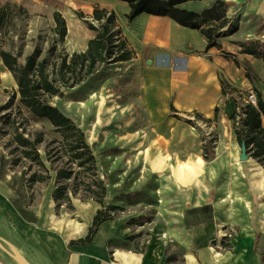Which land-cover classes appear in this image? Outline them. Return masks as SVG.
<instances>
[{
  "label": "crops",
  "instance_id": "1",
  "mask_svg": "<svg viewBox=\"0 0 264 264\" xmlns=\"http://www.w3.org/2000/svg\"><path fill=\"white\" fill-rule=\"evenodd\" d=\"M0 1L25 7L30 0ZM217 1L187 0L177 6L201 12ZM220 1L226 3L225 16L234 28L224 25L217 45L207 48L199 30L167 15L141 12L121 24L115 7L121 6L126 15V2L92 0L91 9L105 8L115 14V30L132 49L127 61L135 71L139 103L152 122L168 114L196 112L213 123L226 120L232 130L227 114L239 92L252 90L264 102V60L239 52L248 39L264 42V0ZM92 37L70 53L84 51ZM219 77L232 92L222 93ZM261 125L264 128V118ZM238 144L234 135L232 152L220 159L214 153L210 160L214 168L203 170L200 182L184 186L178 180L164 200L151 199L156 217L151 219L149 235L141 233L135 215L122 214L101 221L89 241H78L87 234L99 203L92 202L96 205L90 215L83 213L89 201L73 200V210L57 211L53 188L31 201L25 186L0 175V264H262L255 248L253 196L245 185L246 177L251 179L250 163L237 160ZM174 160L185 162L181 155L169 161ZM153 224L162 226L160 235L157 229L152 232ZM176 246L182 249L180 263Z\"/></svg>",
  "mask_w": 264,
  "mask_h": 264
},
{
  "label": "rangeland",
  "instance_id": "2",
  "mask_svg": "<svg viewBox=\"0 0 264 264\" xmlns=\"http://www.w3.org/2000/svg\"><path fill=\"white\" fill-rule=\"evenodd\" d=\"M3 5L5 2H1ZM92 0H30L26 7V13L17 15L16 12L8 14L6 23L0 28V49L11 50L18 55V61L24 62L25 56L33 51L36 46L41 48L40 58L50 59L48 48L53 40L52 27L54 21L52 12L59 10L65 19L67 33L63 43L57 46V51L65 50L68 53L77 50L92 32L85 24V19L92 20ZM77 11H82L86 16L79 18ZM116 20L119 23L127 21L124 9L115 7ZM13 15V16H12ZM17 15V16H16ZM95 24L96 21L92 20ZM223 31L219 30V33ZM67 38L76 44L77 48L70 49ZM125 40V39H124ZM126 41V40H125ZM126 48L132 49L127 45ZM129 60V59H128ZM48 70L50 65L47 66ZM135 71L130 62L112 61L101 64L98 69L88 76L83 82L64 90L62 96H54L51 103L70 116L84 130L86 137L91 132L88 140L95 154L100 157L98 173L107 187L105 198L108 213L111 216L133 214V219L144 235L150 234L151 219H155V209L151 207V199L161 202L172 194V186L178 181L177 167L181 161L171 162L176 170H172L166 163L160 162L152 166V161L158 153H162L185 159V162H195L197 157L203 160L198 168L208 170L210 160L203 155L204 141H211L212 150L219 152H232V142L235 128L227 126L226 120L210 122L205 118H198L194 114H168L159 118L158 123L148 119L139 103ZM17 85L12 74L5 68L0 58V174L9 175L11 182L19 187L25 186V178L21 177V167H10V153L13 143H10V128L3 122L4 114L15 113L17 106L24 114L25 108L20 105L18 96L10 103ZM102 104H99L100 99ZM9 105V106H8ZM100 105L102 119L94 126L95 113ZM232 122V119H231ZM27 130H40L44 137L50 139L54 133L52 127L45 121L30 120ZM205 138V140H204ZM239 145L236 154L240 153ZM251 146L248 147V149ZM148 150V160L144 159V151ZM235 151V150H234ZM250 158V152L247 151ZM237 155V160H239ZM255 159V158H253ZM256 160V159H255ZM247 164L246 160H240ZM257 161V160H256ZM184 163V162H181ZM257 163L264 170V165ZM98 164V162H97ZM161 171V173H160ZM102 174V176L100 175ZM200 173L191 179L186 170L184 186H192L198 183ZM203 174V173H202ZM248 195L253 196L254 218L252 225L258 235L255 239V248L258 250L264 263V228L259 225L260 213L258 205L264 202V189L260 194L252 180L246 177ZM31 201L43 198L45 191L54 189L53 179L48 183L35 184L32 188L26 187ZM264 188V187H263ZM91 198H82L81 194L72 196V201L85 202ZM93 200V199H92ZM71 201V203H72ZM63 204L57 211L73 210ZM153 233L160 235L162 226L153 224ZM142 240L145 236H142ZM176 261L181 262L182 249L175 247Z\"/></svg>",
  "mask_w": 264,
  "mask_h": 264
},
{
  "label": "trees",
  "instance_id": "3",
  "mask_svg": "<svg viewBox=\"0 0 264 264\" xmlns=\"http://www.w3.org/2000/svg\"><path fill=\"white\" fill-rule=\"evenodd\" d=\"M121 1L129 6L127 20H132L141 12L167 15L180 25L199 30L207 39V48L217 45L216 38L224 25L228 24L234 28L225 16L226 3L220 0L201 12L177 6L187 0ZM12 12L17 15L24 14L26 8L10 2L0 4V28L4 27L6 19L12 21V18H8V14ZM76 13L79 18L86 16L82 11ZM52 17L53 40L48 48L50 59L40 58L39 46L25 56L24 62H19L18 55L11 50L0 49L1 61L17 85L10 103L18 96L20 105L27 112L24 114L17 106L15 113L4 114L3 122L10 128V143H13L10 150L13 154L10 157V167H21V177L28 174L25 178L26 187L32 188L35 184L48 183L53 179L52 197L56 210L63 204L71 209L72 196L77 194L100 204L101 207L96 210L87 234L78 240L86 242L91 239L101 221L113 217L108 213L109 207H118L105 205L107 187L99 176L96 155L84 130L50 100L54 96H62L65 89L83 82L101 64L128 60L132 57V52L126 48V41L120 38L119 31L115 30L113 11L94 7L91 17L97 24L92 20H84L93 37L87 41L84 51L71 53L65 50L57 51V46L65 39L67 27L59 10H54ZM239 52L250 53L264 60V42L248 39L240 44ZM219 80L223 94L233 91L224 78L219 77ZM256 96L257 105L247 107L245 128H235V137L239 144L244 142L250 155L264 165V128L261 125V119L264 118V102L259 93ZM236 103L237 97L233 98L232 108L227 114L231 119ZM170 109L174 111L172 105ZM217 111L218 107H215V116ZM193 114L198 118L202 117L199 113ZM30 120L47 122L54 135L46 139L43 131L27 130ZM249 146L251 147L248 149ZM203 156L206 160L214 157L211 141H204ZM170 259L171 257L167 256L166 260ZM261 262L264 264L262 258Z\"/></svg>",
  "mask_w": 264,
  "mask_h": 264
},
{
  "label": "bare ground",
  "instance_id": "4",
  "mask_svg": "<svg viewBox=\"0 0 264 264\" xmlns=\"http://www.w3.org/2000/svg\"><path fill=\"white\" fill-rule=\"evenodd\" d=\"M66 42H67V45H68V47L70 49L77 48L78 47V44H76L70 38H67ZM102 101H103V99L101 98L100 101H99V104L100 105L102 104ZM100 105H99L98 109L96 110L95 119H94V122L92 123L93 126L96 123H99L101 121V119H102L101 112L103 110H102V108H100ZM91 132L92 131L90 130V133L87 136V140H90L91 139V135H92ZM225 152L227 153V151L219 152L218 159L222 158L223 157V154ZM95 155H96V159H97V162H98V165H99L100 157H99L98 154H95ZM148 156H149V152L146 149L144 151V159L145 160H148ZM169 160H170V157L168 155H165V154H162V153H158L156 155V157L153 159L151 165L152 166H156L160 162H162V163L168 162L167 164L169 165V167L172 170H176L177 169L178 180L181 183H186L185 176H184V170H186L187 173L189 174L190 178L193 179V178L196 177V175L198 173H200V169L198 168V165H202L203 164V160L198 157L195 162L189 161V162L180 163L178 165V167L175 169L173 167L172 163ZM249 163H250L249 164V174L251 176V180H252L254 186L258 190L261 191L260 192V194H261L262 191H263V189H264L263 188L264 187V170L257 163V161L255 159H253V158H249ZM208 168H209V170H213L214 167L212 166V163L209 164V167ZM160 173H161V171H160ZM100 175L102 176L101 173H100ZM88 201L90 202V204L85 205L84 208H83L84 215L85 214H87V215L89 214L90 215V212L94 209V206L96 205V203H92L94 200L89 199ZM247 205L249 206V202L247 203ZM86 207H88L89 209H87ZM258 210H259V213H260L259 225L264 228V202L259 203Z\"/></svg>",
  "mask_w": 264,
  "mask_h": 264
},
{
  "label": "built area",
  "instance_id": "5",
  "mask_svg": "<svg viewBox=\"0 0 264 264\" xmlns=\"http://www.w3.org/2000/svg\"><path fill=\"white\" fill-rule=\"evenodd\" d=\"M256 106L257 105V96L256 93L252 90L242 93L239 92L237 95V103L235 105L232 124L234 128L244 129V119L246 118V109L248 106Z\"/></svg>",
  "mask_w": 264,
  "mask_h": 264
},
{
  "label": "water",
  "instance_id": "6",
  "mask_svg": "<svg viewBox=\"0 0 264 264\" xmlns=\"http://www.w3.org/2000/svg\"><path fill=\"white\" fill-rule=\"evenodd\" d=\"M150 60H147V63H149ZM239 148H240V153H239V158L240 160H247L249 159V154L247 152V148H246V145L244 142H242L240 145H239Z\"/></svg>",
  "mask_w": 264,
  "mask_h": 264
}]
</instances>
